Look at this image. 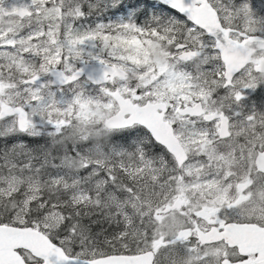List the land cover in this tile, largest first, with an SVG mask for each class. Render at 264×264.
Instances as JSON below:
<instances>
[{"label": "snow or ice", "instance_id": "snow-or-ice-1", "mask_svg": "<svg viewBox=\"0 0 264 264\" xmlns=\"http://www.w3.org/2000/svg\"><path fill=\"white\" fill-rule=\"evenodd\" d=\"M0 264H264V0H0Z\"/></svg>", "mask_w": 264, "mask_h": 264}]
</instances>
